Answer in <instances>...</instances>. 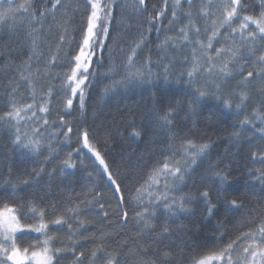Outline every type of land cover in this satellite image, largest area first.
<instances>
[{"label": "snow or ice", "instance_id": "snow-or-ice-1", "mask_svg": "<svg viewBox=\"0 0 264 264\" xmlns=\"http://www.w3.org/2000/svg\"><path fill=\"white\" fill-rule=\"evenodd\" d=\"M85 3L87 11L80 29L81 38L68 58V69L63 73L59 90L54 93L49 84L40 91L37 98V80L51 75L49 68L56 65L59 47L65 44L68 32L64 28V33L59 36L57 52L47 57L43 70L40 67L30 70L33 63L39 64L44 55L38 51L37 44L44 19L51 15L55 20L57 10H63L67 15L69 9L78 12L79 7L74 6L72 0H39L38 3L36 0H24L16 7L9 0L8 7H3V0H0V31L13 33L18 25L26 24L30 29L28 36L31 41L30 54L26 60L21 61L23 71L19 72L20 79L31 89L30 101L18 104L11 98L6 110L0 112V127H6L12 134L13 144L29 154L39 156L46 148V161L57 151L54 144L57 138L62 137L59 142L67 144L73 132L70 122L63 115L57 113L55 118L49 119L54 107V96L62 97L60 107L66 115L72 114L73 102L77 97L78 107L83 111L85 90L91 85L90 77L95 76L92 60L103 47L99 41L108 36L116 0H85ZM135 3L137 11L147 14V0H135ZM194 3L195 0H172L173 10L167 21V28L177 23L182 26L175 30L174 35H169L165 30L164 38L157 45L164 54L161 59L168 58V63L163 65L164 78L168 79L170 68L176 59L171 56L169 49L175 52L184 49L186 54L181 58L184 66L179 77H185L187 83L193 86L190 93L192 101L187 106L189 114L195 112L196 106L211 96L223 105V109H234L239 115L255 97L251 119L246 115L239 126L241 129L251 128L252 136L248 137V143L252 145L249 159L253 164L264 166V0H255L254 4H250L249 0H199L195 14L192 11ZM163 4L162 9H154L155 15L147 16L149 27L132 41L124 61V80L116 83L127 87L133 83H151L158 76L152 69L151 56H146L141 63L137 54L146 44L145 32L150 33L155 29L159 34L162 29H166L162 18L165 16L168 0H163ZM182 4L188 5L187 11L183 10ZM253 8L259 10L250 11ZM156 63L159 66L160 61ZM230 83L234 87L229 89ZM225 89L229 90L226 92ZM18 90V85H13L8 96L14 97ZM111 90L106 88L105 92ZM167 104V108L163 110L154 109V119L161 127L172 129L175 127L180 102L168 101ZM256 122H259V127ZM22 125H30L31 131H22ZM141 136V129L133 123L129 138L139 139ZM240 137L241 133L236 131L231 138L238 142ZM174 139L173 133L169 140ZM78 144L61 161V172L74 174L77 167L74 154L80 155L87 149L94 158L97 170L106 176L116 195L119 211H114L113 215L118 216L122 223H127V192V203L134 206L132 219L139 226L141 235H150L154 230L151 220L155 217L154 209L159 205L163 204L170 215L190 210L189 205L197 197L192 194L177 196L173 193L179 185L184 184L186 177L191 178L193 166L198 161L207 159L211 147L210 142H196L188 137L183 138L179 144L170 143L167 153L156 160L133 187L128 188L121 179V173L111 170L105 155L90 139L87 129L79 130ZM208 170L221 189L224 185L231 186L228 176L214 164L209 163ZM248 171L256 181L264 184V167L250 168ZM43 172V167L33 169L31 179H23L20 184H34ZM88 175L91 177L92 174ZM10 186L15 191V185ZM197 191L199 199L206 205V212L212 215L217 210V205L212 203L209 191ZM101 197V193L90 191L84 199L76 202L69 195L63 212L56 203L43 204L35 199L16 204L0 203V264H96L97 259H102L103 264H122L121 256L129 247L127 239L118 241L116 248L111 251L104 247L103 242L89 249L87 254L80 250L88 240L95 243L97 238L89 235L93 229L101 235L104 232L102 228L95 226L93 220L86 218L88 210L98 209L97 215L105 224L113 223L105 204L100 202ZM224 203L227 211L237 212L243 207L242 201L237 199L225 198ZM136 208L140 210L137 211ZM253 213L252 219L257 221L254 225L238 229L226 242L191 257L190 264H264V208L253 209ZM60 231H66V240L54 234ZM168 232L169 229L165 226L160 234ZM143 251L146 254L148 250L143 248ZM170 258V253L164 254L165 264H168ZM138 264L155 262L139 260Z\"/></svg>", "mask_w": 264, "mask_h": 264}, {"label": "trees", "instance_id": "trees-1", "mask_svg": "<svg viewBox=\"0 0 264 264\" xmlns=\"http://www.w3.org/2000/svg\"><path fill=\"white\" fill-rule=\"evenodd\" d=\"M36 2L38 3L39 0ZM72 2L74 6L79 7V11L73 12L69 9L65 15L63 10H57L55 20L51 15L46 16L37 38L38 51L43 52L44 55L41 62L33 63L30 70L36 67L43 70L47 57L57 52L59 36L64 33V28L68 30L65 44L59 47L56 65L49 68L51 75L37 80V98L40 91L49 84L53 87L54 93L59 90L63 73L68 69V58L81 38L80 29L83 26L87 5L85 0H72ZM198 2L199 0H195L192 11ZM249 3L254 4L255 0H249ZM163 7V0H147L148 12L145 14L136 10L135 0H116L108 36L101 38L99 43H102L103 47L92 60L95 76L90 77L91 85L85 90L83 111L79 109L76 100L73 103L72 114L66 115L60 107L62 97L54 96V107L49 119L55 118L57 113L63 115L70 122L73 132L67 144L59 142L62 137L57 138L54 142L57 151L50 160H45L46 148L39 156L17 148L13 144L11 132L6 127H0V203L16 204L35 199L43 204L56 203L63 212L64 205L68 203L67 196L70 195L72 200L79 202L90 191L99 192L102 194L100 202L105 204L109 219L113 220V223L105 224L97 215L98 209L88 210L86 218L93 220L95 226L102 228L104 232L101 235L93 229L89 235L97 238L95 243L88 240L85 247L80 250L87 254L89 249L103 242L104 247L111 251L116 248L118 241L127 239L129 247L121 256L122 264H138L139 260L165 264V253L171 254L168 264H190L191 257L226 242L237 233L238 229L254 225L257 221L252 219L253 209L264 208V184L256 181L248 171L250 168L264 166L259 163L253 164L249 159L252 145L248 143V137L252 136L251 128L241 129L239 126L246 115L251 119L252 103H255L256 98L254 97L252 103L238 115L234 109L231 111L223 109L222 104L209 96L196 106L195 112L189 114L187 106L192 101L190 93L193 91V86L187 83L185 77H179V72L183 68L178 58V55H181L180 51L169 49L171 56L176 59L170 68L168 79L164 78L163 65L168 63V58L161 59L164 54L157 45L164 38L165 30L169 35H174L175 30L182 26L177 23L167 28V21L171 18L173 10L172 0H168V7L162 18L166 29H162L159 34L155 29L150 33L145 32L146 44L137 54V59L141 63L146 56H151L152 69L158 76L151 83H133L127 87L116 83L124 80V61L132 41L149 27L147 16L155 15L154 9L159 10ZM182 8L187 11L188 5L182 4ZM258 10L250 9V11ZM29 31L26 24L18 25L13 33L0 31V53H2L0 54V112L6 110L11 98H14L18 104L30 101L31 89L19 76V72L23 71L21 61L26 60L30 54ZM156 61H160L159 66ZM13 85H18L19 90L14 93V97H9L8 93ZM232 87L234 84L230 83L229 89ZM106 88L112 90L106 93ZM168 101L180 102L179 113L174 121L175 127L172 129L161 127L154 119V109L167 108ZM133 123L142 131L139 139L129 138ZM256 123L259 127V122ZM81 128L89 131L90 139L105 155L111 170L114 173H121V179L128 188L133 187L156 160L167 153L170 143L179 144L185 137L196 142H210L207 159L198 161L197 165L193 166L191 178L186 177L184 184L179 185L173 193L177 196L182 194L196 196L197 199L189 205L190 210L170 215L163 204L159 205L154 209L155 217L151 220L154 230L150 235L147 233L141 235L139 226L132 219L134 206L127 203V192H125L128 221L126 224L122 223L118 216L113 215V212H118L119 209L112 186L106 176L97 170L94 158L87 149H84L80 155L74 154L73 159L77 164L74 174L61 172V161L79 146L78 135ZM236 131L241 133L238 142L231 138L232 133ZM173 133L175 139L169 140ZM209 163L214 164L228 176L231 186L224 185L221 189V186L211 178ZM41 167L44 168V172L34 184L29 186L20 184L23 179H31L33 169L38 170ZM88 173L92 174L91 177ZM10 185H15V191ZM198 189H207L212 203L217 205V210H214L212 215L206 212L205 203L199 199ZM225 198L242 201V209L237 212L227 211ZM165 226L169 232L161 235ZM54 234L60 239H67L66 231ZM143 248H147L146 254ZM96 264H103V260L97 259Z\"/></svg>", "mask_w": 264, "mask_h": 264}, {"label": "rangeland", "instance_id": "rangeland-1", "mask_svg": "<svg viewBox=\"0 0 264 264\" xmlns=\"http://www.w3.org/2000/svg\"><path fill=\"white\" fill-rule=\"evenodd\" d=\"M24 2V0H12V6L13 7H16L17 5H19L20 3H23ZM8 4H9V0H3V7H8ZM199 6V2L198 3H196V8ZM196 8L195 9H193V13L195 14V12H196ZM180 52H181V55L179 56L178 55V58H179V63L182 65V67L184 66L183 64H182V60H181V58H182V55H184V54H186L185 53V50L184 49H181L180 50ZM76 100H78L79 101V98L77 97L76 99H74V102L76 101ZM73 102V103H74ZM22 131H31V126L29 125V126H23L22 125Z\"/></svg>", "mask_w": 264, "mask_h": 264}]
</instances>
